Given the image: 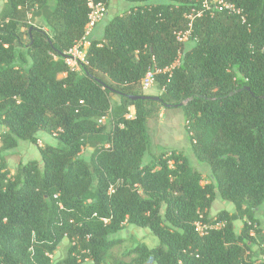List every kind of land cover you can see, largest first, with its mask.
Instances as JSON below:
<instances>
[{"label":"trees","instance_id":"obj_1","mask_svg":"<svg viewBox=\"0 0 264 264\" xmlns=\"http://www.w3.org/2000/svg\"><path fill=\"white\" fill-rule=\"evenodd\" d=\"M89 1L5 0L0 13L1 148L36 145L41 132L55 142L39 148L40 165L20 164L12 175L0 156V264H53L48 255L65 239L56 264H110L125 224L158 240L136 245L132 264H264V227L255 218L264 211V0H231L244 21L202 15L187 44L175 33L186 30L195 0H132L138 4L114 16L100 39L90 35L87 65L74 73L63 53L83 36ZM91 1L107 7L109 0ZM29 10L44 13L51 35L29 25L24 43L21 18ZM177 59L155 76L158 101L129 99L144 95L137 89L148 70ZM152 106L181 110L209 183L174 151L144 162ZM104 116L107 133L98 123ZM91 138L86 162L80 155ZM216 198L234 210L216 213L223 227L200 236L193 224L199 214L204 223L213 218Z\"/></svg>","mask_w":264,"mask_h":264},{"label":"rangeland","instance_id":"obj_2","mask_svg":"<svg viewBox=\"0 0 264 264\" xmlns=\"http://www.w3.org/2000/svg\"><path fill=\"white\" fill-rule=\"evenodd\" d=\"M156 0H151L154 2ZM4 0H0V13L4 7ZM138 3L132 0H109L107 3V14L106 16L96 25L94 31L91 33L92 39L99 38L102 33L104 26L116 15H120L126 12L130 7L137 5ZM141 5V3H139ZM36 10H29L21 18L22 25L20 31L22 33V40L24 43L28 42L26 32L27 26L32 25L38 28H43L44 31L51 35L50 30L44 23L42 12L41 16H36ZM185 42L184 44H187ZM98 77L102 78L108 84L113 83L103 74L96 72ZM62 76H59L61 78ZM144 95L158 97L162 95V91L159 90L155 85L148 91H140ZM111 105H115L118 102V98L114 95L110 96ZM152 116L148 119L147 128L148 135L150 138V148L148 153L145 155L144 162H149L152 158L160 155L161 153L176 152L184 156L189 162L190 167L193 170L198 171L202 176V183H209L210 181V167L206 162L201 159H197L192 151V147L187 139V135L184 129L185 123L183 120L182 112L179 108H164V107H151ZM135 110L133 107L128 108L127 117L133 118ZM110 129V122L105 123V133ZM6 132V128L0 126V156H3L7 169L10 174H14L17 167L20 164L35 161L39 165L40 155L39 148H43L46 144H54V139L43 132L37 136V144L34 145L29 142H19L16 147L3 150L1 148V136ZM92 142H96V139H89L88 144L81 151V158L88 162L92 154L93 148H91ZM99 145L97 144V147ZM221 210H226L232 213L234 207L231 203L216 198L212 203L209 211L210 216L216 215ZM255 218L259 221V227H264V211L262 207L255 213ZM242 227V222L237 221L235 223V231L239 234ZM116 238L121 239L120 245L116 246L112 250V260L110 264H132L134 255L130 254V251L136 245H144L148 248H152L157 245L158 240L151 235L147 229L136 228L125 224L123 230L117 234ZM68 241L65 239L62 241L59 248L51 255V261L56 264L66 256V249ZM153 264V263H147Z\"/></svg>","mask_w":264,"mask_h":264},{"label":"built area","instance_id":"obj_3","mask_svg":"<svg viewBox=\"0 0 264 264\" xmlns=\"http://www.w3.org/2000/svg\"><path fill=\"white\" fill-rule=\"evenodd\" d=\"M198 4L197 8H192L190 12L185 16L188 24L185 31H177L175 33L176 41L178 43H183L187 41L191 33L192 22L195 19L202 17L204 14L213 15L214 13H226L228 15L239 16L242 21L244 18L242 16V9L238 7L231 0H195ZM89 13L88 21L84 29L83 36L75 41L73 45L63 53V62L70 72L79 73L81 72L82 66L87 65L86 52L89 47V37L94 29V27L106 16L107 7L103 3H93L91 0L88 3ZM178 59L168 68L164 70L150 69L146 72L144 77L140 80V88L142 91H148L154 85L155 76L160 73L170 72L172 69L177 67ZM106 116L98 120L99 124H104L106 121ZM130 118V117H128ZM109 146L106 145L105 148ZM109 193L114 191L112 186L108 189ZM95 216V215H93ZM213 217V216H212ZM104 223H107V219H102ZM223 222H217L213 217L209 222L204 223L203 217L199 214V219L194 222L193 226L195 231L200 236H205L211 230H219L223 227ZM51 258V255H48ZM264 261V256L261 258Z\"/></svg>","mask_w":264,"mask_h":264},{"label":"water","instance_id":"obj_4","mask_svg":"<svg viewBox=\"0 0 264 264\" xmlns=\"http://www.w3.org/2000/svg\"><path fill=\"white\" fill-rule=\"evenodd\" d=\"M129 99L130 100H134V101H138V100H141V101H148V100H153V101H158L159 100V97H153V96H148V95H142V96H129Z\"/></svg>","mask_w":264,"mask_h":264},{"label":"crops","instance_id":"obj_5","mask_svg":"<svg viewBox=\"0 0 264 264\" xmlns=\"http://www.w3.org/2000/svg\"><path fill=\"white\" fill-rule=\"evenodd\" d=\"M4 2H5V0H4ZM101 37H102V35H101L99 38H95V39H97V40H98V39H100Z\"/></svg>","mask_w":264,"mask_h":264}]
</instances>
